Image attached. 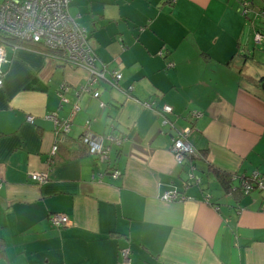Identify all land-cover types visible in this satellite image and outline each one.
<instances>
[{
  "label": "crops",
  "instance_id": "0c3cea01",
  "mask_svg": "<svg viewBox=\"0 0 264 264\" xmlns=\"http://www.w3.org/2000/svg\"><path fill=\"white\" fill-rule=\"evenodd\" d=\"M250 1L257 15L244 18L238 0H89L87 11L69 0L107 68L90 87L98 97L59 53L4 46L0 264H264V189L242 188L253 172L264 179V0ZM50 114L70 119L68 132ZM186 127L196 154L180 164L172 138ZM85 130L106 161L80 142ZM210 166L231 175L230 191ZM51 213L70 223L53 226Z\"/></svg>",
  "mask_w": 264,
  "mask_h": 264
},
{
  "label": "built area",
  "instance_id": "2783aa9c",
  "mask_svg": "<svg viewBox=\"0 0 264 264\" xmlns=\"http://www.w3.org/2000/svg\"><path fill=\"white\" fill-rule=\"evenodd\" d=\"M175 1V0H173ZM69 0H0V32L3 34L17 38L23 41H30L41 47L48 48L59 53L61 58L69 65L81 67L85 69L89 78L87 85L84 87L86 91H91L94 97H98L96 90H90V87L97 83L107 71L106 65L100 63L95 55L93 48L88 41L86 30L72 19L68 12ZM4 44H0V72L1 65L5 62ZM17 46V44H14ZM112 86H117V81L121 74L115 70L111 72ZM2 81L0 79V85ZM63 90L58 92L61 102H66ZM145 105H150L145 102ZM164 118L163 123L169 121L164 117L165 114L172 112L169 106H164L158 111ZM52 120L56 126L57 133H66L70 129V119L59 121L54 115L46 116ZM33 117L28 116L27 121L32 122ZM86 128L89 126L86 125ZM85 130L81 134V139L87 145L89 153L100 161L108 158L109 149L102 144V140L98 137H91ZM116 143H119L115 139ZM56 144L53 145L51 151H56ZM172 150L177 160H180L183 154L188 153L189 148L184 142V135L177 133L173 138ZM106 161V160H105ZM113 176H118V172L114 171ZM47 172H31L30 177L43 183L47 180ZM242 188L245 192H249L253 188L264 189V179L261 177H251L242 180ZM172 194V199H174ZM50 223L55 227L68 225L70 220L65 214L54 213L49 217ZM128 248L120 250L121 260L127 263L129 260Z\"/></svg>",
  "mask_w": 264,
  "mask_h": 264
},
{
  "label": "trees",
  "instance_id": "16d2710c",
  "mask_svg": "<svg viewBox=\"0 0 264 264\" xmlns=\"http://www.w3.org/2000/svg\"><path fill=\"white\" fill-rule=\"evenodd\" d=\"M169 2L170 3H172V2H174L173 0H169ZM238 2L239 3H243L247 8H248V11L246 12V13H244L243 14V17L244 18H248V16H249V10H252V6H253V3L250 1V0H238ZM241 9V8H240ZM68 11H69V4H68ZM252 13H253V15H257L256 13H254L253 12V10L251 11ZM259 14V13H258ZM260 14H263L262 12H260ZM74 20V19H73ZM75 21V20H74ZM77 25H79L78 23H76ZM80 26V25H79ZM81 27V26H80ZM86 30V29H85ZM258 30V29H257ZM87 32V31H86ZM257 32H259L261 35H263L264 36V34L260 31V30H258ZM88 34V33H87ZM88 36V35H87ZM264 39V38H263ZM262 41V40H261ZM0 43H3L4 45H14V44H17V46H23V47H29V48H34V49H36V50H39V51H42V52H49V53H51V52H53V53H56L55 51H52V50H50V49H48V48H45V47H41V46H39L38 44H36V43H34V42H30V41H23V40H20V39H17V38H13V37H9V36H7V35H5V34H3L2 32H0ZM79 140H81L80 142H82V139H81V137H80V139ZM82 144L86 147L87 145L86 144H84L83 142H82ZM87 149H88V147H87ZM86 152H87V150H86ZM196 153H193V154H191V155H189L188 157L189 158H186V159H184V161H183V163L185 162V161H189V160H191L193 157H195L194 155H195ZM96 158V157H95ZM96 160H97V158H96ZM98 161V160H97ZM182 163V164H183ZM189 166H191V165H189ZM210 169H211V171L217 176V178L220 180V182H221V185L223 186V188L226 190V191H230V188H231V186L229 185V182L231 181V179H230V177H231V175H229V174H226L225 172H222V171H220L218 168H215V167H211L210 166ZM189 174H190V172L188 173V179H189V181L190 180H192L190 183H192V182H195L196 180H193V179H190L189 178ZM194 175V174H193ZM243 178H246V177H243ZM187 179V180H188ZM197 182V181H196ZM52 214H54V213H51L50 215H52ZM50 215H49V217H50ZM48 217V218H49ZM60 227V226H59Z\"/></svg>",
  "mask_w": 264,
  "mask_h": 264
},
{
  "label": "bare ground",
  "instance_id": "6f19581e",
  "mask_svg": "<svg viewBox=\"0 0 264 264\" xmlns=\"http://www.w3.org/2000/svg\"><path fill=\"white\" fill-rule=\"evenodd\" d=\"M241 3H242V2H241ZM242 4H243V3H242ZM243 6H244V7H243V9H242V11H241L242 14H244V13H246V12L248 11V8H247L244 4H243ZM262 37H263V35H261L259 32H256V34H255V40H256V41H260ZM106 69H107V68H106ZM105 73H106V72H105ZM105 73H104V75H103L101 78H99V79H106V77H105ZM98 81H99V80H98ZM111 83H112V81H111ZM164 106H169V105H163V106L161 107V109H162ZM169 107L171 108V106H169ZM171 109H172V108H171ZM169 125H171V124H169ZM188 131H189V128L186 127V128H184L182 131H179V132H178L179 134L184 135V142L186 143V145H187L188 148H189L188 153L183 154V156H182V158H181L180 160H177L176 157H175V159H176V160L178 161V163H180V164L183 163L184 159L189 158V157H188L189 155L195 153V152L193 151L191 145H190V144L187 142V140H186V135H187ZM173 138H174V137H173ZM173 138H172V139H173ZM172 145H173V140H172ZM171 148H172V147H171ZM88 151H89V150H88ZM173 153H174V151H173ZM174 156H175V153H174ZM101 162H104V161H101ZM190 168H192V166H190ZM251 175H252L251 177H253V178H255L256 176H257V177H261V175H259L257 172H253ZM189 178H190V179H193V180H196V181L199 180V178L196 177V176H194L192 172H190V174H189ZM261 178H263V177H261ZM189 183H190V181L188 182V184H189ZM172 194L175 196L174 199H178V198H180L176 193H170L169 191L164 192V193L161 195V198L164 199V200H170V199L172 198ZM174 199H172V200H174Z\"/></svg>",
  "mask_w": 264,
  "mask_h": 264
},
{
  "label": "rangeland",
  "instance_id": "374dc122",
  "mask_svg": "<svg viewBox=\"0 0 264 264\" xmlns=\"http://www.w3.org/2000/svg\"><path fill=\"white\" fill-rule=\"evenodd\" d=\"M88 1L89 0H81V2L83 3V4H85V10L87 11L88 10V8H89V3H88ZM239 3V2H238ZM243 4L242 3H239V12H240V14L243 16V14L241 13V11H242V9H243ZM241 8V9H240ZM250 11V10H249ZM88 14H90V10L87 12ZM95 20H97V19H95ZM88 24L92 27V19H91V17L88 19ZM263 34H264V32L263 31H261ZM254 43L255 44H258V47L257 48H263L264 49V39H262V41H260V42H255L254 41ZM256 47V46H255ZM96 157V156H95Z\"/></svg>",
  "mask_w": 264,
  "mask_h": 264
}]
</instances>
